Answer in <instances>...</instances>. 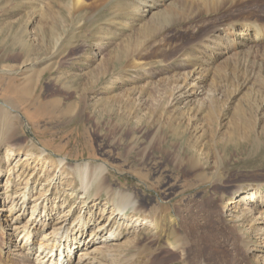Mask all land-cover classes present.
Listing matches in <instances>:
<instances>
[{"label":"rangeland","instance_id":"obj_1","mask_svg":"<svg viewBox=\"0 0 264 264\" xmlns=\"http://www.w3.org/2000/svg\"><path fill=\"white\" fill-rule=\"evenodd\" d=\"M54 1L0 0V43L16 38V48L9 37L0 44V103L12 108L0 107V264H39L40 243H50L43 236L60 226L78 228L77 221L87 238L100 225L115 237L107 246L81 247L68 264H135L144 251L151 254L146 264H185L183 257L264 264V198L256 206L229 204L264 194V138L255 139L264 129V44L241 47L233 31L239 24L264 26V0H226L187 14L133 57L144 40L131 14L149 20L169 1L149 12H140L142 0H81L68 11L64 0ZM50 9L59 17L56 46L45 36ZM214 27L228 41L199 46ZM132 58L139 64L131 65ZM199 61L203 70L192 84L201 94L175 103L176 86L192 71L185 64ZM246 98L252 139L229 141L239 124L235 109ZM84 163L89 176L82 183L77 171ZM100 164L106 173L99 184L90 176ZM122 193L136 205L119 213ZM161 206L168 210L160 236L150 213ZM246 209L252 218H234ZM32 213L38 228L26 245ZM164 233L191 241L213 233L218 243L191 242L182 253L170 249Z\"/></svg>","mask_w":264,"mask_h":264},{"label":"bare ground","instance_id":"obj_2","mask_svg":"<svg viewBox=\"0 0 264 264\" xmlns=\"http://www.w3.org/2000/svg\"><path fill=\"white\" fill-rule=\"evenodd\" d=\"M58 1L59 3L61 2V0H58ZM64 1L67 3L66 5L63 6L66 11L69 10V5H71L73 9H77V7H80L83 5V1L81 0H64ZM162 1H165V0H142L139 3L140 6H142L140 12H149V9H155L156 6H159L158 3ZM167 1H169V3L165 5V8L162 11H157L153 13L151 18H149V20L144 21L140 19V16H139L140 14L138 15V17L136 16L137 14L136 15L131 14L132 19H134V21L139 22L137 23L138 26L140 27L138 36L142 37L144 40V41H139L138 43L140 44L135 46V48L132 50V57L135 52H138V49L141 47V45L144 47L152 43L154 41L155 36L159 32H161L163 29L173 24L183 23L184 19L186 20V18H188L187 14L192 15L195 12H198L201 8L204 9L205 11H209L210 9L216 8V6L221 4L222 1H226V0H167ZM52 5H57V0H55ZM144 8L146 9L148 8V9L143 11ZM49 11H50L49 19H45V23H46L45 36H47L49 41L51 39H54L53 44L56 46L57 45L56 42L58 40V32L60 30L59 17H56V14H54L53 9H50ZM220 31H221L220 28L214 27L204 38H202L198 42L199 46H204V45L206 46L210 42L216 43L217 38L221 39V41L226 43L228 39L222 38L217 34ZM233 31L234 32L237 31L235 36L237 37L236 39H239V42H236V44L241 47H243V45L245 47L246 46L255 47L259 45L257 44L258 42H263L262 44H264V26H262L261 24L260 25L239 24L233 28ZM8 37L10 39V42H6ZM4 41L9 46H11V49L16 48V38H12L10 35H7L5 39L1 40L2 42L0 43L1 46L4 44ZM233 41L234 39L232 40V42ZM197 51L202 52L200 50H197ZM8 55H5V56H8ZM122 55H125L124 59L128 58V52L123 51ZM113 60H115V64L116 63L120 64V61H122V59H120V56H118L116 59H113ZM138 64L139 63L135 61L134 58H132L131 65L136 66ZM185 65L190 67L192 71L188 73V76L184 80L182 85L180 84L176 86V89H178L177 90L178 95L177 97H175V103L177 104H184V103L190 102L194 95L201 94V93H196L197 90H195L196 88L199 89V87H196V84H192L194 82L193 81L194 75L196 73L198 75V72L200 71L202 72L203 70L202 68H200V66L202 65L201 61H199V63H189ZM247 82L248 81L243 80L240 88L244 89L247 86ZM260 88L263 91L261 93H264V83L260 85ZM248 102H249V99L246 98L245 99L246 105L244 107L242 106V107H238L237 109H235V113H236L235 115L237 116L239 124L233 126L234 131L232 132L231 136H228L229 141H234L235 139H237L236 138L237 135H240V137L241 138L243 137L244 139H247L249 135V138L252 139L251 135L254 131V123L246 117L247 114L245 113L246 111H248L247 109H249V107L247 106ZM0 107H2L4 110L9 109L8 111L12 112L11 110L12 108L10 109V106H6V104L0 103ZM256 134L257 136H255V139H257L258 141H261V139L264 138V129L263 128L260 129ZM32 146L36 147L34 143L32 144ZM43 154H44V150L41 149V155ZM195 161L196 160L194 158L189 157L187 159L186 167L190 170H193L197 166ZM59 164H65L64 160L59 159ZM79 167H81V169H79ZM79 167H76V169H79L77 173L80 174V177L83 183L86 181V178L89 176V164L84 163L83 165ZM104 173H106V167L100 164L93 168V172L90 177H93L94 181L98 180L97 182H99L100 184V182H102V179H104L102 178ZM90 180L93 182L92 178ZM98 187L99 185L96 187L97 192L99 189ZM117 195H118L117 197L118 205L117 206L119 207L118 208L119 213H122L127 206L129 207L131 206L134 209L136 205V201L131 199L132 197L131 194L122 193V194H117ZM263 198H264V194L262 190H257L247 196H239L233 200L234 202H231L229 204L230 206L231 205L238 206V204L245 202L246 204H250L251 206H256L257 204L263 201ZM167 210L168 209L165 206H161L160 209L159 208L151 209L152 213L150 214L152 216V222L154 223L155 227L161 232L160 236L163 234V231H161L162 230V219L165 213L167 212ZM234 212L236 214L239 213L238 210ZM240 214L239 216L235 215L234 218L235 219L242 218L243 220H248L252 218L253 211L251 209H246V210H243L242 213ZM33 215L34 213H32L30 219L33 218ZM36 220H37L36 217L33 218V221H31L28 227L24 230L26 235H24L22 239H23L24 244L26 245H29L30 243L33 244V242H31L30 239L31 237L33 238L34 231H36L38 228L37 226L38 223L35 222ZM41 224L44 225V223H41ZM84 224L85 223L80 224L79 221H77L76 225H80L78 228L75 227L74 229L69 230V228H66V226H63V227L60 226L58 228H54L52 232L49 233L48 236L47 235L43 236L42 240H49L50 243H45V244L40 243L37 253H36V259L39 260L38 261L39 264L41 263L42 264L43 263L45 264L46 263L47 264H68L69 261L71 260V256L75 253L76 250L80 249L81 247L88 246V245H99V244H101L100 245L101 247V246L106 245L108 241L112 240L115 237V231H112L111 228L108 229L107 227H105V225H100L97 227V230L95 231V233L91 234V236L87 238L86 237L87 231L85 228L86 225ZM164 235H165L166 243L168 244L170 249L174 251H180L182 253L186 252V249L189 248V245L191 242L195 243L197 248L205 244H209L214 248V244L218 243V237L217 235H213V233H209L208 235L197 236L196 239L193 238V241L189 239L190 237L188 238L187 236L183 234L177 235V233L176 234L174 233L171 235V234L164 233ZM240 237L242 240L241 244L244 247H246L247 243L244 240V237L242 235ZM96 249H99V247H97ZM138 255L139 256L135 264H146L145 262L149 260V257L151 254H150V251H144ZM84 257H85V254L83 255L81 259L84 260L85 259ZM182 259L185 262V264H208L205 260L195 261V262L190 263L188 258L183 257Z\"/></svg>","mask_w":264,"mask_h":264}]
</instances>
